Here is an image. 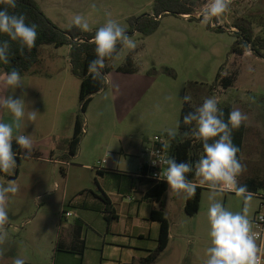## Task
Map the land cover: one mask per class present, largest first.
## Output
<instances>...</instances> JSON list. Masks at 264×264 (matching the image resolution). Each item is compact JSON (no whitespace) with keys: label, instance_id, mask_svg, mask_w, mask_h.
<instances>
[{"label":"rangeland","instance_id":"obj_1","mask_svg":"<svg viewBox=\"0 0 264 264\" xmlns=\"http://www.w3.org/2000/svg\"><path fill=\"white\" fill-rule=\"evenodd\" d=\"M35 1L61 30L74 27L71 20L75 14L83 15L91 28L85 33H95L103 26L108 19L106 13H111L112 19L130 31L132 18L153 16L154 3V0ZM205 2L198 0L190 15L161 18L158 29L150 36L143 37L133 30L131 38L136 42V48L131 51L123 48L107 64L111 67L108 76L112 86H106L102 93L95 95L86 113L82 114L88 134L82 137L80 158L69 159V166L40 164L30 158L21 160V175L15 181L19 191L15 195L10 194L7 204L8 238L0 245L4 250L0 264H11V259L16 256L32 264H58L56 246L59 235L66 236L75 221V217L62 219L61 214L64 210L76 213L70 202L76 197L97 192V182L101 177L91 169L108 159L103 155L104 148H122L128 163L144 159L143 150L156 135L166 136V129L179 125L185 94L191 95L192 100L187 104L194 110L205 98L215 97L221 110L230 106L247 114L248 120L243 123L246 128L244 150L240 156L246 171L239 177V183L250 179L264 180V55L256 56L242 45L238 46L242 55L232 53L237 40L235 34L238 33L232 27L235 20H250L255 35L264 37V0H231L230 10L218 19L213 18L211 23H205L200 17ZM93 4L96 5L95 10L91 7ZM70 52L69 46H44L36 68L40 73L35 78L43 80L39 90L42 93L40 96L31 94L23 97L25 103L39 113L35 122L25 121V125L32 140H37L32 153L36 152L43 158H51L49 146L55 143L57 154L67 150L62 137H46L54 113H59V134L63 137L73 132L72 123L70 133L67 132L68 117L72 122L74 116L81 114V80L72 72ZM128 58L132 60L135 72H118V68L127 66ZM249 65L252 72L248 71ZM220 70L221 76L215 82ZM4 74L0 71V77ZM223 79L230 80L229 88H224ZM5 93L6 88L0 80V95ZM165 97L172 99L165 100ZM105 108L108 112L103 114ZM33 124L37 126L40 137L32 129ZM191 139L196 141L200 157L202 144L192 136ZM87 166L91 169L87 170ZM69 171L65 188L62 179ZM55 177L58 178L57 186ZM8 182L6 177L0 180V184L5 186ZM202 188L200 208L194 215L186 213L185 198H170L166 193L161 199L160 205L170 225V239L156 264H203L210 237L207 220L209 192ZM252 194L249 218L253 221L261 205L258 196L264 195V190L259 189ZM222 201L231 211L243 208L242 200L234 193H225ZM92 230L91 224H84L81 238L85 240L88 232L91 242L87 245L85 242V258L70 256L72 264H99L101 261V252L93 246L97 241L102 242V238L94 235Z\"/></svg>","mask_w":264,"mask_h":264},{"label":"clouds","instance_id":"obj_2","mask_svg":"<svg viewBox=\"0 0 264 264\" xmlns=\"http://www.w3.org/2000/svg\"><path fill=\"white\" fill-rule=\"evenodd\" d=\"M231 0H206L200 17L205 23H211L213 18H220L230 10ZM0 33L6 34L7 40L0 41V63L9 64L11 43L18 44L19 52L24 54L35 47L37 39V25L26 23L23 14H15L17 0H0ZM95 10L96 5H91ZM13 11H9V10ZM108 19L99 27L92 39L95 45L96 58L90 61L88 73L94 80L111 87L110 77L103 72L106 59H113L118 55L117 45L121 44L128 50L136 48V42L127 34L116 20L111 18V13H106ZM71 24L82 32L91 31L87 19L81 14L72 17ZM248 71L252 72L251 65ZM6 89L15 90L23 85L20 72L13 68L0 77ZM172 97H165L171 100ZM184 103L192 100L191 95L182 97ZM157 110L160 106H156ZM0 110H6L11 115V122L0 120V173L8 176L14 175L17 167L16 156L13 151V140L23 150L26 158H30L33 149L31 135L17 134L14 131L25 126L24 122H35L38 117L36 110H29L23 96L13 98V95H0ZM223 112L218 107L215 97L205 98L203 103L183 117L184 125H194L190 135L202 143L203 153L193 162L177 163L174 157H156L152 162L158 163L161 171L156 174L158 180L166 181L169 197L191 198L195 195L197 187L208 190L207 220L209 224L210 246L205 250L206 259L203 264H264V239L253 229V222L249 218V203L253 194L246 185L239 183V177L246 171V165L237 157L240 149L232 142V130L238 129L248 120L247 114L239 109L233 110L227 122L223 119ZM167 136L175 140L179 135V125L176 128L166 129ZM185 136L189 132L184 133ZM209 141H212L211 143ZM168 148V144L163 145ZM194 172V180H189V173ZM19 187L14 180L5 186L0 184V245H3L8 232L6 225L9 223L7 204L10 194L15 195ZM225 193H234L243 202L241 211H231L223 203ZM4 258V250L0 247V259ZM11 264H25V260L16 256L11 259Z\"/></svg>","mask_w":264,"mask_h":264},{"label":"trees","instance_id":"obj_3","mask_svg":"<svg viewBox=\"0 0 264 264\" xmlns=\"http://www.w3.org/2000/svg\"><path fill=\"white\" fill-rule=\"evenodd\" d=\"M198 4V0H154L153 3V16L144 15L138 19L132 18L130 20L131 30L126 31L127 34L131 37L133 35V30L140 33L143 37L152 35L159 26L160 19L168 15H190L193 12V7ZM3 5H0V8H3ZM10 12L13 10H9ZM15 14H23L26 17V23L36 24L37 27V39L35 41V47L29 52L25 49L24 54L21 55L19 52L18 44L15 42L11 43V52L9 55L10 63L5 65L0 63V69L2 72H10L13 68L17 69L21 75L24 74H36L37 67L40 64V57L42 48L44 46H54L56 48L62 46H70V62L72 66V72L81 80L79 102L81 106V114L76 117L74 134L71 139L68 141V153L63 157V160H69L74 158L79 150L80 143L82 141L83 126L84 121L82 114H85L87 108L89 107L93 97L99 92L103 91L106 88V85L102 84L100 80H94L92 76L88 73V65L90 61L96 58L95 54V45L92 43V39L95 33H85L80 31L76 27H72L69 30H61L58 28L41 10L40 6L35 0H17V8L14 10ZM161 17V18H160ZM232 27L238 30V33L235 34L237 40L235 42L232 53L242 55L243 52L239 49L238 46L242 45L244 48H249V50L256 56L264 55V37L255 35L254 29L252 27V22L245 18L237 19L233 22ZM217 32H223L219 29L215 30ZM8 37L6 34L0 33V41L7 40ZM123 45L118 44L117 50L118 54L122 50ZM116 57V56H115ZM114 57V58H115ZM113 58V59H114ZM112 61V59H106V67L103 69L105 74H109L111 67H108L107 64ZM118 72L125 73H134L135 68L132 67V60L127 59V66L120 67L117 69ZM173 74V73H172ZM221 76V70L217 75L215 82L219 80ZM229 79H223L222 85L225 89L229 88L231 85ZM186 95V94H185ZM194 111V109L189 106L187 103L183 104V108L180 115L179 121V135L175 140L172 141L170 151L173 155L176 156L177 163L181 162H195L198 160L199 152L196 147V141L191 139L190 129L194 125H184L183 117L189 112ZM233 111V107H226L222 109L223 119L225 122L228 120L229 114ZM245 126L241 124L238 129L232 130V142L234 146L238 147L240 151L237 153L238 159L243 152L244 148V136H245ZM189 132L188 136H185L184 133ZM166 137H168L166 135ZM169 138V137H168ZM170 139V138H169ZM210 143L212 141H209ZM202 144V143H201ZM13 151L18 155L16 158L18 162L26 158L23 150L13 142L12 144ZM40 156L33 152L30 159H38ZM63 172V170H61ZM98 174H101L102 170H96ZM2 173H0L1 175ZM188 179L194 180V172L189 173ZM157 186L152 191L153 196L156 200L161 202V199L168 191L167 183H155ZM246 185L249 192L256 193L259 189H264V180L250 179L242 183ZM202 187H197L195 195L191 198H187V203L185 206V211L188 215H194L199 211ZM99 198L105 203L106 207L103 211L104 217L107 221L114 219L110 208V200L105 195L102 194ZM64 210L61 214L62 219L65 218ZM151 219L153 221L159 222V237L157 248L151 252V254L141 261V264H155L160 254L163 253L169 244L170 239V225L167 219L164 216L162 206L160 205L159 211H153L151 214ZM74 232H73V244L72 248L65 249L72 254H76L82 257L83 252L85 251V240H82L81 233L84 228L83 222L79 220L74 223ZM63 251L61 248V243L58 242L56 246V256L58 252ZM25 264H32L25 262Z\"/></svg>","mask_w":264,"mask_h":264},{"label":"crops","instance_id":"obj_4","mask_svg":"<svg viewBox=\"0 0 264 264\" xmlns=\"http://www.w3.org/2000/svg\"><path fill=\"white\" fill-rule=\"evenodd\" d=\"M39 73L40 72L37 71L35 75L24 74L27 77L21 76L23 85L17 88L14 93L11 90L6 89L5 95H13V98L30 96L31 94L40 96L42 92L39 90L42 88L43 83L41 84V82L43 80L35 79ZM103 91L99 92L98 95ZM94 97L91 103L93 102ZM27 107L29 110L34 109L29 105H27ZM105 112H108V108L104 109L103 114H105ZM58 114L59 113L57 112L54 113V120L46 137L51 138L53 136L58 137L59 139L62 137V139L65 140L67 150L63 151L61 154H57L54 150V146H56L55 143L49 146L51 158L48 159L40 157L38 159H34L33 161L39 162L40 164L54 163L62 166H65L63 163L68 162L67 160H63V157L68 153V141L74 134L76 116L73 117L72 122L70 121V117H68L66 122L67 132L70 133V123L73 125V132L63 137L59 134L61 130L59 128V119L57 120ZM11 119V115L7 113L6 110H2V112H0V120L4 122H11ZM87 127L86 134H88ZM26 129L27 127L25 125L21 129L15 130L14 136L21 133L29 135ZM32 129H35L38 137H40L37 126L33 124ZM13 142H15V140H13ZM36 143L37 140H33V151L36 149L35 147H37L35 146ZM119 149L120 152H118ZM123 151L124 150L122 148H116V146H106L104 148L103 155L104 157L107 155L108 159H104L106 160L105 165L107 166L104 165L101 174H98L94 168L91 169L87 166V170H94L101 177L99 182L96 180L97 192L90 193L82 198L76 197L70 202V206L76 211L73 216L75 217V221L71 226V231H69L66 236H62L61 233L59 235L58 242L61 243L63 251H61V254L56 256L58 264H72L70 256H78L65 250L67 248H72L74 223L78 220L86 225L91 224L93 234L102 238V242L98 243L97 241L93 246L101 252L102 259L99 264H141V261L147 258L151 252L157 248L160 225L159 222L151 219L152 212L159 211L160 209V204L153 196L154 193L152 192L157 185L138 177V171L143 159L139 161L137 159V161L128 163L129 161L125 157ZM80 156H82L81 143L78 153L74 158H80ZM17 157L18 155L16 158ZM16 162L17 167L14 171V175L8 176L2 173L0 175V180L3 177L8 178L9 181L19 180L23 163L22 161L18 162L17 159ZM61 170L64 171V169ZM69 176L70 171L67 172L65 177L62 179L65 188L68 186ZM57 179L58 178L55 177V186L58 185ZM57 188H59V186ZM102 194H105L111 203L110 208L114 219L110 221H107L104 214H102V211H104L106 207L105 203L99 198ZM100 222L101 225H98ZM85 242L86 245L91 242L88 232L85 236ZM85 255L86 251L83 252L82 257L85 258Z\"/></svg>","mask_w":264,"mask_h":264},{"label":"built area","instance_id":"obj_5","mask_svg":"<svg viewBox=\"0 0 264 264\" xmlns=\"http://www.w3.org/2000/svg\"><path fill=\"white\" fill-rule=\"evenodd\" d=\"M83 133H86V125L84 123ZM164 144H168V148H164ZM172 145L171 139L166 136L156 135L153 139V142L146 146L143 150L144 159L138 171V177L142 180L152 182V183H166V181L158 180L156 178V174L161 171V167L158 163L154 164L152 161L156 159V157L152 156V153H157L161 156H171L176 160V156L173 155L170 151V147ZM177 162V161H176ZM65 166H69L68 162L63 163ZM106 164V160H103L97 164L96 170H102L104 165ZM264 190V189H263ZM261 200V205L259 211L256 213L253 219V229L255 232L259 234L261 239H264V195L258 196ZM65 218H71L74 214L70 211L65 212Z\"/></svg>","mask_w":264,"mask_h":264},{"label":"water","instance_id":"obj_6","mask_svg":"<svg viewBox=\"0 0 264 264\" xmlns=\"http://www.w3.org/2000/svg\"><path fill=\"white\" fill-rule=\"evenodd\" d=\"M183 16V15H182ZM184 17H187V16H184ZM161 18V17H160Z\"/></svg>","mask_w":264,"mask_h":264}]
</instances>
